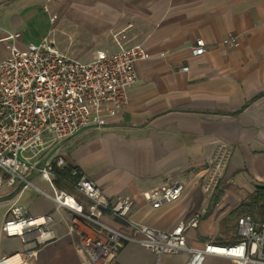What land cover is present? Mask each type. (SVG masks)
I'll use <instances>...</instances> for the list:
<instances>
[{"label":"crops","instance_id":"0c3cea01","mask_svg":"<svg viewBox=\"0 0 264 264\" xmlns=\"http://www.w3.org/2000/svg\"><path fill=\"white\" fill-rule=\"evenodd\" d=\"M15 32L21 49L48 38L83 62L98 50L141 43L147 56L136 63L138 80L127 90L126 106L52 151L108 198L133 197L134 222L168 230L209 208L187 229L188 245L236 241L229 233L236 230L232 214L239 207L246 208L241 214H257L264 188V0H0V60ZM228 34L239 35L231 46L223 43ZM198 40L206 49L195 56ZM214 157L223 175L219 195L201 184ZM36 177L44 180L41 175L31 180ZM174 179L184 183L178 200L155 208L142 197V191ZM16 191L0 199V256L23 249L19 237L1 232ZM27 191L37 192L22 189L18 204L32 215L51 213L56 239L23 264H83L77 237L67 230V211L38 192L32 203L20 204ZM253 202L254 209L247 210ZM187 259V252L157 259L144 246L127 242L114 264H185ZM203 264L259 263L207 255Z\"/></svg>","mask_w":264,"mask_h":264},{"label":"built area","instance_id":"2783aa9c","mask_svg":"<svg viewBox=\"0 0 264 264\" xmlns=\"http://www.w3.org/2000/svg\"><path fill=\"white\" fill-rule=\"evenodd\" d=\"M19 36V32L10 34L7 53L0 60V199L21 187L13 195L16 199L1 232L19 237L23 249L1 255L0 264H23L56 239L51 213L32 215L18 204L26 187L54 202L56 209L67 211V230L77 237L83 264H114L120 247L127 242L144 246L157 259L187 252L185 264H203L207 255L264 264V192L257 214L237 216L236 241H209L196 248L187 243V229L206 214V208L168 230L134 222L129 217L135 205L133 197L108 198L91 178L52 151L63 140L88 126L100 125L105 116H114L117 108L126 106L127 90L138 80L136 63L147 56L141 43L120 44L114 52L98 50L93 60L83 62L57 49L48 38L21 49L14 42ZM238 37L228 34L223 43L231 46ZM205 49L198 40L192 53L197 56ZM33 175H41L51 191L35 185ZM56 181L64 186L59 187ZM183 189V181L174 179L141 194L159 208L178 200ZM107 216L119 224L107 222Z\"/></svg>","mask_w":264,"mask_h":264},{"label":"rangeland","instance_id":"374dc122","mask_svg":"<svg viewBox=\"0 0 264 264\" xmlns=\"http://www.w3.org/2000/svg\"><path fill=\"white\" fill-rule=\"evenodd\" d=\"M207 168H208L207 175L202 177L201 184L207 193H212L213 195H219V191L222 190V188L224 187L223 175L220 172L221 161L216 159V157H214L213 159H210L208 161ZM32 180L40 188L47 190V191L50 190V188L48 187V184L44 180H42L41 178L36 177V178H33ZM68 189L72 190L70 188H68ZM37 194L38 193L34 192V191H27V194L25 193L23 198L21 199L20 204L25 203V202L30 201V200H31L30 202L32 203V200L35 199V195H37ZM206 209H207V212H206V214H207L209 212V208H206ZM252 209H254V202L250 204V207H248L247 210H252ZM244 210H246V208L243 209L242 207H239V208L235 209L236 212H234L232 214V218H233L231 220L232 224H233L235 218L237 217V215L244 212ZM256 211H257V208H256ZM254 212L255 211H252V213H254ZM233 228L234 227L230 228L229 233H231V236L234 237L235 232H234ZM156 261L157 260H155V262H154L155 264H156Z\"/></svg>","mask_w":264,"mask_h":264},{"label":"trees","instance_id":"16d2710c","mask_svg":"<svg viewBox=\"0 0 264 264\" xmlns=\"http://www.w3.org/2000/svg\"><path fill=\"white\" fill-rule=\"evenodd\" d=\"M56 183H57V185H58L59 187H63V186H64V185H63L61 182H59V181H56ZM259 191H260L259 194L261 195V193L264 192V188H261ZM259 194H258V195H259Z\"/></svg>","mask_w":264,"mask_h":264}]
</instances>
